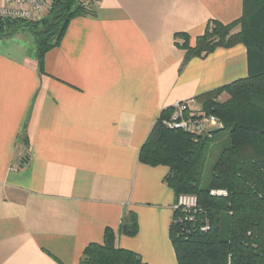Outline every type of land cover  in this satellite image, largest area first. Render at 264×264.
Wrapping results in <instances>:
<instances>
[{"label": "crops", "instance_id": "1", "mask_svg": "<svg viewBox=\"0 0 264 264\" xmlns=\"http://www.w3.org/2000/svg\"><path fill=\"white\" fill-rule=\"evenodd\" d=\"M243 10L244 0H98L43 73L29 34L0 39V264H78L108 228L148 264H179L169 167L142 163L140 150L163 110L248 75L244 44L188 62L176 44ZM128 211L132 236L120 231Z\"/></svg>", "mask_w": 264, "mask_h": 264}, {"label": "trees", "instance_id": "2", "mask_svg": "<svg viewBox=\"0 0 264 264\" xmlns=\"http://www.w3.org/2000/svg\"><path fill=\"white\" fill-rule=\"evenodd\" d=\"M87 13L75 0H52L46 17L39 21L0 18V39L29 34L37 49L38 66L44 72L45 56L61 43L70 21ZM240 26L238 31H233ZM176 44L186 51L185 62L205 57L218 47L244 44L248 75L202 93L203 110L216 116L223 127L200 136L170 129L163 110L142 146L139 160L152 166L166 165V183L180 194H195L198 211L192 221L174 222L183 216L174 211L170 236L179 264H264V0H244L242 16L224 24L209 21L195 43L187 33H176ZM226 93L223 100L219 96ZM227 136L207 186H202L203 167L213 141ZM27 143V141H25ZM224 190L226 195L213 194ZM228 221L227 238L222 225ZM209 222V228L201 226ZM120 231L132 236L138 231L135 212L125 213ZM116 235L106 229L103 243H90L78 264H148L141 256L117 248Z\"/></svg>", "mask_w": 264, "mask_h": 264}, {"label": "built area", "instance_id": "3", "mask_svg": "<svg viewBox=\"0 0 264 264\" xmlns=\"http://www.w3.org/2000/svg\"><path fill=\"white\" fill-rule=\"evenodd\" d=\"M96 0H77L87 12L91 11V6ZM52 0H0V18H22L31 21H38L41 15L43 18L50 11ZM38 14H40L38 16ZM41 18V17H40ZM191 101H177L174 104L176 111L169 118H164L163 123L170 129L182 130L198 135L199 131L210 133L212 130L223 127L219 119L214 115L201 112L188 114ZM21 166L24 160L21 161ZM213 194L226 195L224 190H213ZM174 211H180L183 216L174 222L192 221L198 211V199L193 194H182L177 197ZM173 221V219H172ZM209 228V222L201 226L205 231Z\"/></svg>", "mask_w": 264, "mask_h": 264}, {"label": "rangeland", "instance_id": "4", "mask_svg": "<svg viewBox=\"0 0 264 264\" xmlns=\"http://www.w3.org/2000/svg\"><path fill=\"white\" fill-rule=\"evenodd\" d=\"M75 1L77 2V0H75ZM97 3H98V0H96L92 4L91 11L90 12H87V13H93L94 8H95V6H96ZM39 15L40 14H38V16ZM38 18H39L38 19V21H39L43 17L40 15ZM239 29H240V26H236V28L233 31H238ZM226 96H227L226 93H222L219 96V100L225 99ZM187 100L188 101H191L190 102L191 105H189V109H188L189 110L188 114L193 113V112H197V113L198 112H201V113L207 114L206 111L203 110V107H202L201 103L197 99H195L197 103L195 102V100H191V99H184V100H179V101H187ZM171 108H172L171 115H173L174 112L176 111V109L174 107V104L171 106ZM169 117H167V118H169ZM209 134H210L209 132L206 133V132H203L202 130L198 132V135H200V136H205V135H209ZM228 145H229V139H228L227 136H223L221 139H218L216 141H213L210 144L209 152H208V155L206 157V161H205V164H204V167H203V178H202V183H201L202 186L205 187V186H207L209 184V181H210V179L212 177L214 164L216 163L217 159L219 158V155H220L221 151L223 150V148L226 147V146H228ZM189 194H191V193H189ZM180 195H182V194H180ZM193 195H195V194H193ZM218 195H220V194H218ZM227 230H228V221L225 220L224 223H223V225H222V234L221 235H222L223 238H227V233H228Z\"/></svg>", "mask_w": 264, "mask_h": 264}]
</instances>
